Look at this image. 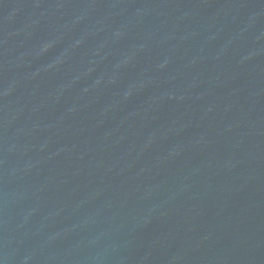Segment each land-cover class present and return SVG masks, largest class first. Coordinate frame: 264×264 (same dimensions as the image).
<instances>
[{"label": "water", "instance_id": "water-1", "mask_svg": "<svg viewBox=\"0 0 264 264\" xmlns=\"http://www.w3.org/2000/svg\"><path fill=\"white\" fill-rule=\"evenodd\" d=\"M0 264H264V0H0Z\"/></svg>", "mask_w": 264, "mask_h": 264}]
</instances>
